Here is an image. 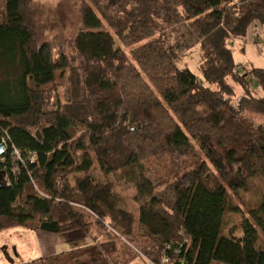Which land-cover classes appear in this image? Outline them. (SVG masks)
Segmentation results:
<instances>
[{
	"label": "trees",
	"instance_id": "trees-1",
	"mask_svg": "<svg viewBox=\"0 0 264 264\" xmlns=\"http://www.w3.org/2000/svg\"><path fill=\"white\" fill-rule=\"evenodd\" d=\"M79 7L70 55L41 42L32 0H0V232H97L152 264H264V201L245 215L231 198L264 179V68L239 69L231 45L254 23L264 33V0ZM183 24L200 74L178 67L188 51L165 36ZM116 187L134 190L136 216ZM227 211L242 216L222 234Z\"/></svg>",
	"mask_w": 264,
	"mask_h": 264
},
{
	"label": "rangeland",
	"instance_id": "rangeland-1",
	"mask_svg": "<svg viewBox=\"0 0 264 264\" xmlns=\"http://www.w3.org/2000/svg\"><path fill=\"white\" fill-rule=\"evenodd\" d=\"M81 2L82 0H32L33 8L40 12L38 20L42 31L41 42L60 44L65 52L73 55L72 38L77 34L80 27L79 6ZM165 36L171 44H178L181 36L188 45L192 44L193 38L195 39L185 24L172 29ZM253 36L259 39H254ZM117 44H120L118 39L116 40ZM231 45L236 63L242 65L244 71H251L253 67L264 68L263 27L253 35H247L244 39H234ZM189 50L179 58L178 67L190 69L194 74H200L197 43L191 45ZM235 90L237 96L242 92L237 86H235ZM256 184L257 190L254 193L231 194V198L238 203L245 215L248 214V208L255 207L264 201V179L257 180ZM114 191L118 205L136 216L138 206L133 202L134 190L121 191L116 187ZM225 213L222 234H226L228 228L236 225L242 216V214H234L228 211ZM41 234L43 235L42 232H35L22 227H14L0 232V264H26L32 259L43 256L40 242L47 243V240H44ZM108 245L107 242H103L100 246L81 247L77 248L76 251H70L69 254H60V256L64 259H70L108 252L111 254L109 255L111 259L132 257L133 260H129L130 264H152L144 257L136 255L124 242L118 239H114V242L110 243L113 249L105 247ZM258 245L264 249V234L260 235ZM116 263L117 260L113 261V264Z\"/></svg>",
	"mask_w": 264,
	"mask_h": 264
},
{
	"label": "crops",
	"instance_id": "crops-1",
	"mask_svg": "<svg viewBox=\"0 0 264 264\" xmlns=\"http://www.w3.org/2000/svg\"><path fill=\"white\" fill-rule=\"evenodd\" d=\"M180 27V26H179ZM260 25L258 23H254L250 26L248 30V35L253 33L258 32L260 30ZM195 39H192V44L190 43L189 45L183 41V37L181 36V39L177 42L178 44H181L187 51L191 48V45H194L197 43V38L194 36ZM256 36H253L254 39H259L255 38ZM181 40V41H180ZM183 41V42H182ZM39 232H42L44 240H47V243L40 242L41 243V249H42V254L43 256L40 257H47L48 255H55L59 256L60 254H69L70 251H73L77 248L81 247H89L92 245L100 246L102 245L103 242H107L109 245L105 246L108 247V249H112L110 243L114 242L113 240L107 239V236L102 235L100 233L94 232V235L96 236V239H90V237L86 236L85 233L82 230H72L66 233H51V232H43L40 230H36ZM35 231V232H36ZM113 246V245H112ZM39 258V257H38ZM64 259V258H63ZM132 257H126V258H115L113 261L117 260V262L122 263L127 260L126 264H130L129 260H131ZM36 260L32 259L31 261ZM133 260V259H132ZM29 261V262H31ZM28 263V262H27Z\"/></svg>",
	"mask_w": 264,
	"mask_h": 264
},
{
	"label": "water",
	"instance_id": "water-1",
	"mask_svg": "<svg viewBox=\"0 0 264 264\" xmlns=\"http://www.w3.org/2000/svg\"><path fill=\"white\" fill-rule=\"evenodd\" d=\"M5 149H6V144H5L2 136L0 135V155H2L5 152Z\"/></svg>",
	"mask_w": 264,
	"mask_h": 264
},
{
	"label": "built area",
	"instance_id": "built-area-1",
	"mask_svg": "<svg viewBox=\"0 0 264 264\" xmlns=\"http://www.w3.org/2000/svg\"><path fill=\"white\" fill-rule=\"evenodd\" d=\"M238 67H239V69L243 68L242 65H240V66H238ZM3 140H4V139H3ZM4 142H5V140H4ZM5 144H6V142H5ZM6 145H7V144H6ZM15 155H17V152H16V151H15ZM18 157H19V155L16 156V159H17ZM13 171H14V169H13ZM168 248H169V247H168ZM165 264H168V260L165 261Z\"/></svg>",
	"mask_w": 264,
	"mask_h": 264
}]
</instances>
